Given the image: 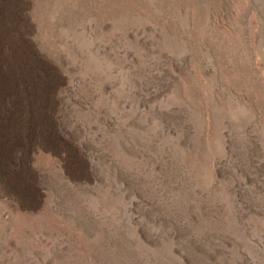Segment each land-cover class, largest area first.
I'll list each match as a JSON object with an SVG mask.
<instances>
[{
	"label": "rangeland",
	"instance_id": "374dc122",
	"mask_svg": "<svg viewBox=\"0 0 264 264\" xmlns=\"http://www.w3.org/2000/svg\"><path fill=\"white\" fill-rule=\"evenodd\" d=\"M0 264H264V0H0Z\"/></svg>",
	"mask_w": 264,
	"mask_h": 264
},
{
	"label": "bare ground",
	"instance_id": "6f19581e",
	"mask_svg": "<svg viewBox=\"0 0 264 264\" xmlns=\"http://www.w3.org/2000/svg\"><path fill=\"white\" fill-rule=\"evenodd\" d=\"M19 76H20V73L18 72V73H16V74L14 75V78H19ZM5 77H6V74H5Z\"/></svg>",
	"mask_w": 264,
	"mask_h": 264
}]
</instances>
